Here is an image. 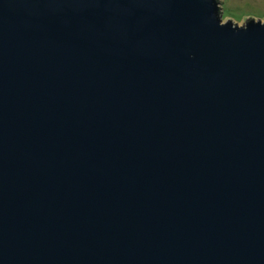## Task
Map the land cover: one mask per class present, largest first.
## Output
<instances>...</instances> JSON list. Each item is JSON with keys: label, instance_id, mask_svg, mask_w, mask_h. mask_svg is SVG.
<instances>
[{"label": "water", "instance_id": "95a60500", "mask_svg": "<svg viewBox=\"0 0 264 264\" xmlns=\"http://www.w3.org/2000/svg\"><path fill=\"white\" fill-rule=\"evenodd\" d=\"M0 264H264V21L0 0Z\"/></svg>", "mask_w": 264, "mask_h": 264}, {"label": "rangeland", "instance_id": "374dc122", "mask_svg": "<svg viewBox=\"0 0 264 264\" xmlns=\"http://www.w3.org/2000/svg\"><path fill=\"white\" fill-rule=\"evenodd\" d=\"M224 23L232 19L243 25L250 17L264 21V0H220Z\"/></svg>", "mask_w": 264, "mask_h": 264}, {"label": "clouds", "instance_id": "9594fccd", "mask_svg": "<svg viewBox=\"0 0 264 264\" xmlns=\"http://www.w3.org/2000/svg\"><path fill=\"white\" fill-rule=\"evenodd\" d=\"M223 23H224V21H223Z\"/></svg>", "mask_w": 264, "mask_h": 264}]
</instances>
